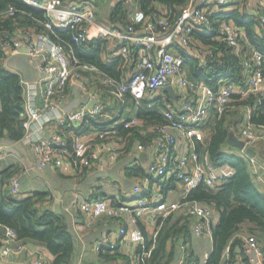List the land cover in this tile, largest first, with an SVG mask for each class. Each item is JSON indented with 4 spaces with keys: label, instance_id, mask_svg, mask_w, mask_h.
<instances>
[{
    "label": "built area",
    "instance_id": "built-area-1",
    "mask_svg": "<svg viewBox=\"0 0 264 264\" xmlns=\"http://www.w3.org/2000/svg\"><path fill=\"white\" fill-rule=\"evenodd\" d=\"M20 1L44 12L42 25L52 33L59 29H75L72 37L75 43L86 42L90 37L101 38L107 43V48L115 49V55L111 57H121L124 63L122 67L126 70L119 80L106 76L95 67L80 63L69 45L43 32L18 31L12 48L5 45L9 51L7 53H20V49L25 48L30 62L41 74L35 82L21 83L25 91L21 115L25 132L21 142L32 150L36 160L35 170L44 172L48 167H53L66 176L73 171L92 167L101 157H106L109 162L117 161L125 152V146L117 139L116 126H139L141 120L137 115L111 117L106 121L118 122L94 132L73 131L80 128L88 117L97 119L106 105L118 104L128 97L134 105L139 106L142 101H150L165 93L163 89L167 86L172 87L180 102L178 106L173 104V107L163 110V118L168 121L166 125L149 127L145 131V134H153L147 144L151 156L144 167L145 178L132 187L129 201L111 203L106 199L76 197L66 207L67 212L82 213L89 223L102 217L126 221L114 233L102 236L97 251H113L118 240L123 238L128 240L135 253L140 247L146 248L149 241H146L145 230L136 226L138 219L144 216H148L150 224L155 225L158 217L184 214L194 219L192 234L195 237L211 232L218 223L213 209L203 203L186 200L190 192L200 185L211 189L219 187L211 167L200 163L195 145L203 143L206 138L205 123L211 110L215 109L219 114L227 110L233 95L242 98L251 95L258 102L264 101V56L249 47L250 53L243 61L246 70L244 83L239 85L223 81L212 89L203 80L188 79L184 57L177 48L186 50L198 58L200 65L206 66L213 53L209 45L197 40L196 32L209 35L216 32L217 40L224 41L233 49L243 44L249 45L242 27H237L232 21H219L215 30L213 23L218 20L219 13H225L224 7L235 8L241 3L247 7L256 0H190L174 20L163 9L145 14L137 6L139 0H117L126 5L130 13L131 25L124 29L98 20L89 0ZM15 12L14 7H8L0 11V16H13ZM259 21V27H263L264 16ZM132 47L136 49L133 56L130 51ZM37 88L40 92H37ZM107 90L110 95L105 101L103 93ZM69 93L76 96L75 110H64ZM162 96L167 98L169 94ZM92 101L94 104L89 106ZM51 121H58V125L48 126ZM64 129H68V136ZM240 137L246 147L253 148L258 142H264V127L249 123L247 127L240 128ZM147 145L134 143L130 153L132 165L139 163ZM169 179L176 180L183 189L181 200L176 203L166 202L162 194V183ZM153 181L157 182V190L150 189L149 184ZM8 185L11 194L20 193L18 176L12 177ZM155 235L156 232L152 238ZM240 239L246 264H264V250L256 236L246 233L240 235ZM149 252L142 254L148 256ZM23 253L34 255L12 229L4 227L0 235V256L6 259ZM30 264L45 262L36 256ZM129 264H139L135 254ZM178 264L191 263L183 256Z\"/></svg>",
    "mask_w": 264,
    "mask_h": 264
},
{
    "label": "trees",
    "instance_id": "trees-1",
    "mask_svg": "<svg viewBox=\"0 0 264 264\" xmlns=\"http://www.w3.org/2000/svg\"><path fill=\"white\" fill-rule=\"evenodd\" d=\"M190 0H139V8L149 15L158 9H163L171 20L176 19L180 9ZM14 7L13 16H0V139L11 142L20 141L24 136L23 120L24 89L17 74L8 71L3 61L9 52L5 45L12 48L17 32H43L53 39L69 45L73 56L82 64L95 67L100 73L114 79H121L125 73L121 57L115 56L114 50L108 53L107 43L101 38L90 37L86 42L75 43L72 37L75 29H59L53 33L44 28L45 13L33 9L20 0H0V11ZM223 9V8H222ZM229 9V10H228ZM225 13H219L213 27L216 30L219 21H232L237 27H242L249 45L240 46L239 50L229 48L224 41H218V34L212 35L196 32L197 40L209 45L213 56L206 66L200 65L197 57L178 47V52L184 57L186 76L190 80H203L207 86L216 89L223 81L242 85L246 76L243 61L250 53L249 47L259 51L264 56V26L259 27V19L252 16L241 3L235 8L224 7ZM107 20L124 29L131 25L129 9L122 2H117L107 11ZM258 28V31H257ZM131 55L136 49L130 48ZM264 75V62L262 65ZM173 107L172 100L157 96L150 101H142L136 115L141 124L133 128L117 125V139L130 151L135 142L147 145L152 133L144 132L153 126H164L168 123L162 115L163 110ZM109 107V106H108ZM236 108L248 110L249 123L264 127V101L258 102L253 96L242 98L240 95L231 97L230 107L219 114L211 110L210 118L205 124L207 133L205 142L196 143L195 149L201 157H207L212 166L228 165L233 175L219 187L211 189L200 185L193 189L187 201L200 202L215 209L219 214L218 223L212 229L213 248L205 264H234V248L241 245L240 233L247 226V233L256 236L264 250V194L256 187L249 160L242 154L229 153L224 150L232 126H227L226 115ZM108 110V108H106ZM98 118V117H97ZM95 118L88 117L76 133L94 132L110 124L96 123ZM235 131V129H234ZM68 134V129L66 135ZM68 136V135H67ZM71 149V148H69ZM127 176L144 175V169L133 166L125 169ZM9 169L0 171V226L12 229L19 240L43 243L52 256L49 264H75L77 241L70 232L64 214L53 211L39 212L37 205L45 194L34 192L31 196L16 200L4 193L3 188L13 176ZM174 179H169L172 181ZM166 181V182H168ZM163 184V183H162ZM163 186V185H162ZM190 217L184 214H170L158 217L155 224L156 235L150 239L146 248H138L135 256L139 264H172L176 257L177 240L189 232ZM146 238V237H145ZM228 250V257L223 261V253ZM149 252L148 256L143 252ZM99 256L104 260L118 256L112 251H105Z\"/></svg>",
    "mask_w": 264,
    "mask_h": 264
},
{
    "label": "crops",
    "instance_id": "crops-1",
    "mask_svg": "<svg viewBox=\"0 0 264 264\" xmlns=\"http://www.w3.org/2000/svg\"><path fill=\"white\" fill-rule=\"evenodd\" d=\"M89 1H91L94 6L97 19L103 22H109L106 16L107 11L114 7L117 0ZM104 5L108 7L107 11H104L103 9ZM137 6L139 8V5ZM246 10L252 16H256L259 19L264 16V0L253 1L246 7ZM234 49L237 51L240 47ZM107 50L108 53H111L114 48L110 47ZM108 57L112 58L111 55ZM3 65L8 71L19 76L20 83L35 82L41 77L40 72L34 64L30 62L26 53H7L3 61ZM37 92H40L39 88H37ZM164 94L165 93H162L161 95ZM109 95V90L103 93L105 101L108 100ZM169 98L171 99L170 96ZM171 100L175 106L180 104L179 100L176 98ZM75 101L76 96L69 93L64 110H75ZM36 102L39 104L38 98ZM108 106L106 105L97 118V120L101 121H96V123L111 124L118 122L106 120L111 117H114L115 119L124 117L123 115H125V113H127L128 116L136 115V110L138 108V106L134 105L128 97L122 99L118 104L116 103ZM106 108H108V110ZM226 123L227 126H232L231 131H233L237 137V133H240V128H244L249 125L248 110L236 108L234 112H230L226 115ZM63 131L65 132L67 129H64ZM132 148L127 152L125 150V152L115 162H109L106 157H101L93 164L92 167L76 170L65 176L53 167H48L44 172L35 170V156L28 146L24 145L21 140L11 142L7 139H0V171L9 169L14 174L12 177L18 176L20 178V193L18 195L10 193L8 183L5 184L3 191L16 200L25 199L31 196L34 192L45 194L44 200L37 205L39 212L52 211V208L58 198V194L61 195L59 203L61 214L65 215L68 228L77 241L75 264H129L130 259L135 252L126 238L118 240L116 249L112 251L118 254V256L114 259H102L99 254L101 252L105 253L107 250L98 252L96 249L102 236L114 233L121 225L126 223L124 219L102 217L93 223H89L87 218L82 213L78 211L72 213L67 212L66 207L76 197L92 200L106 199L111 203L129 201L131 199L132 187L144 180L145 172L143 177L141 175L127 176L125 174V169L133 166H140L144 169L151 156L150 147L147 145L145 152L140 155L139 163L132 165V162L130 161ZM253 148L257 154L264 159V142H258L255 146H253ZM224 150L229 153L238 155L242 154L248 158L242 151L230 146L229 144H227ZM199 160L205 167H211V171L219 185L233 175V170L228 165L212 166L209 164L208 158L206 156L201 157V154H199ZM248 160L253 174L254 183L261 193L264 194V168L259 166L255 161L252 162L249 158ZM156 183V181H153V183L149 184L151 190H157ZM162 185V194L164 195L166 202L176 203L181 200L183 189L176 180L163 182ZM213 212L215 217L219 220L218 212L215 209H213ZM193 223L194 219L190 218L188 222L189 232L179 238L181 239L179 244V239L177 240L178 249L175 260L172 264H178L183 256H186V260L191 264H204L210 256L213 248L212 232H205L202 236L195 237L192 234ZM128 226H130V224H128ZM136 226L145 230L144 233L147 242L152 239L153 233L155 232V225L150 224L148 216L138 219ZM247 231V226H243L240 235L246 234ZM3 232L4 227L0 226V235H2ZM24 243L32 249L34 252L33 256L28 253H23L18 257H7L6 259L0 256V264H30L33 257L36 256L40 257L45 264H49L51 262L52 256L47 251L43 243L36 241H24ZM237 248L241 249V247L236 246L234 248V264H246V259L242 249L240 253H237ZM227 257L228 250L226 249L223 253V261H225Z\"/></svg>",
    "mask_w": 264,
    "mask_h": 264
},
{
    "label": "water",
    "instance_id": "water-1",
    "mask_svg": "<svg viewBox=\"0 0 264 264\" xmlns=\"http://www.w3.org/2000/svg\"><path fill=\"white\" fill-rule=\"evenodd\" d=\"M20 52L22 53H27V50L25 48H21ZM163 92L168 93L169 96L171 97V99H175L177 97V95L175 94L174 90L172 89V87L167 86L163 89ZM94 104V102L92 101L89 106H92ZM227 143L234 147L239 149L240 151H242L249 159L255 161L257 164H259L262 168H264V159L262 157H260L257 152L255 151L254 148L252 147H246L244 141H242L241 139L237 138L234 134L233 131L229 132L228 138H227ZM61 195L58 194V198L55 202V205L52 208V211L55 212L56 214H61V210L59 208V203H60V197ZM181 241V239H179V242ZM237 253L241 252L240 248H237ZM237 264V263H236Z\"/></svg>",
    "mask_w": 264,
    "mask_h": 264
},
{
    "label": "rangeland",
    "instance_id": "rangeland-1",
    "mask_svg": "<svg viewBox=\"0 0 264 264\" xmlns=\"http://www.w3.org/2000/svg\"><path fill=\"white\" fill-rule=\"evenodd\" d=\"M107 6H103V9H104V11H107ZM100 12H101V10H100ZM104 17H105V15H104ZM160 96H162V95H160ZM132 106V105H131ZM133 107V106H132ZM124 117H127L128 116V114L127 113H125V115H123ZM48 126H53V125H58V121H51V122H49L48 124H47ZM237 137L238 138H241L240 137V133H237ZM259 165V164H258ZM260 166V165H259Z\"/></svg>",
    "mask_w": 264,
    "mask_h": 264
}]
</instances>
